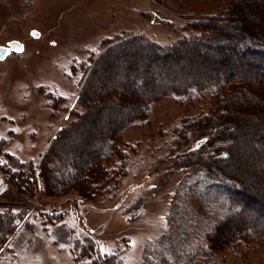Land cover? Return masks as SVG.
Masks as SVG:
<instances>
[{"label": "rangeland", "instance_id": "1", "mask_svg": "<svg viewBox=\"0 0 264 264\" xmlns=\"http://www.w3.org/2000/svg\"><path fill=\"white\" fill-rule=\"evenodd\" d=\"M233 1L0 0V45L11 40L23 44L22 52L12 51L0 60L4 152L24 162L27 173L30 161L39 167L41 155L60 129L75 119L74 112L83 111L79 95L84 80L80 70L72 71L73 65L98 55L108 40L139 33L168 45L199 34L187 30L188 21L226 9ZM31 30L39 36H32ZM200 48L207 49L204 43ZM251 56L221 55L213 63L223 65L229 57L234 63L245 62ZM181 58L185 60L184 55ZM227 64L219 70H230L231 63ZM206 67L191 64L183 73L191 75ZM120 68L115 65L111 70L117 73ZM178 98L170 93L153 101L147 117L136 119L121 133L129 152L117 190L93 198L77 191L54 197L45 194L36 167L31 191L0 172V212L20 214L14 215L15 229L0 244V264H77L76 254L89 244L101 254L116 252L124 264H264V235L254 248L242 241L239 246L209 250L206 235L218 218L213 214L207 218L193 196L213 174L185 165L183 159L201 149L213 153L218 140L212 139L214 126L198 128L195 123L198 113L208 110L209 101ZM250 141L257 144L247 140L244 154L257 158L260 154L247 153ZM258 143L264 147V134ZM0 161L10 164L5 155ZM34 195L38 206L29 211L25 205Z\"/></svg>", "mask_w": 264, "mask_h": 264}, {"label": "trees", "instance_id": "2", "mask_svg": "<svg viewBox=\"0 0 264 264\" xmlns=\"http://www.w3.org/2000/svg\"><path fill=\"white\" fill-rule=\"evenodd\" d=\"M186 28L199 34L161 45L142 34L128 33L108 40L98 55L74 64L72 71L80 70L84 80L79 95L83 111L74 112L75 119L60 129L41 155L39 167L32 161L27 164L29 173L24 162L4 152L5 140L0 139V156L10 161L0 164V172L31 191L36 167L45 194L54 197L77 191L93 198L117 190L129 152L121 133L136 119L146 118L153 101L170 93L181 102L208 100V110L199 112L195 123L198 128L214 126L212 139L218 143L213 153L201 149L183 159L185 165L213 174L193 196L207 218L212 214L218 218L207 232L208 248L220 251L242 241L254 248L253 243L264 235V147L258 143L264 134V70L260 71L264 68V0H234L226 9L188 21ZM240 53L252 56L237 63L229 57L221 64L231 63L226 72L213 63L221 55ZM191 64L207 67L184 75ZM115 65L121 66L117 73L111 70ZM247 140L257 143L256 147L250 141L247 152L260 154L257 158L244 154ZM14 215L0 212V244L15 229ZM75 260L77 264H124L116 252L101 254L93 244L83 246Z\"/></svg>", "mask_w": 264, "mask_h": 264}, {"label": "water", "instance_id": "3", "mask_svg": "<svg viewBox=\"0 0 264 264\" xmlns=\"http://www.w3.org/2000/svg\"><path fill=\"white\" fill-rule=\"evenodd\" d=\"M31 34L34 37L39 36V32L37 30H31ZM23 44L18 40H11L7 43V45H0V60L4 59L9 53L14 52H22Z\"/></svg>", "mask_w": 264, "mask_h": 264}, {"label": "built area", "instance_id": "4", "mask_svg": "<svg viewBox=\"0 0 264 264\" xmlns=\"http://www.w3.org/2000/svg\"><path fill=\"white\" fill-rule=\"evenodd\" d=\"M11 190V189H8V191ZM37 195H34V196H30V199L32 200V203L29 204V205H25V207L29 210V211H32L34 210L37 206H38V203L35 202V200H37L36 198ZM35 199V200H34Z\"/></svg>", "mask_w": 264, "mask_h": 264}, {"label": "snow or ice", "instance_id": "5", "mask_svg": "<svg viewBox=\"0 0 264 264\" xmlns=\"http://www.w3.org/2000/svg\"><path fill=\"white\" fill-rule=\"evenodd\" d=\"M197 147H199V145H197Z\"/></svg>", "mask_w": 264, "mask_h": 264}]
</instances>
